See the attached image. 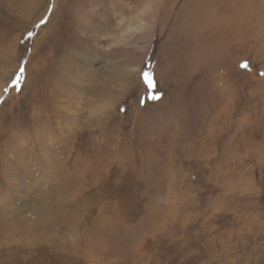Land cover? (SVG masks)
I'll return each instance as SVG.
<instances>
[{
  "label": "rangeland",
  "instance_id": "1",
  "mask_svg": "<svg viewBox=\"0 0 264 264\" xmlns=\"http://www.w3.org/2000/svg\"><path fill=\"white\" fill-rule=\"evenodd\" d=\"M37 1L0 0V264H264V0ZM203 3L250 10L182 36Z\"/></svg>",
  "mask_w": 264,
  "mask_h": 264
},
{
  "label": "bare ground",
  "instance_id": "2",
  "mask_svg": "<svg viewBox=\"0 0 264 264\" xmlns=\"http://www.w3.org/2000/svg\"><path fill=\"white\" fill-rule=\"evenodd\" d=\"M60 0H56V3H55V5L56 6H54V7H56L55 9H57V7H58V5H60V2H59ZM96 1V0H95ZM64 2V1H63ZM68 2V1H67ZM96 2H98V1H96ZM225 2L227 3V4H231L232 3V0H225ZM16 3V2H15ZM38 3H39V0L36 2V3H33V5H34V7H38ZM116 3V2H115ZM98 4H99V2H98ZM32 5V6H33ZM115 5V4H114ZM118 5V4H117ZM14 6V5H13ZM29 6V5H28ZM32 6H31V8H32ZM119 6V5H118ZM100 7V6H99ZM108 7H111V4H109L108 5ZM148 7L149 6H147V7H145L143 10H142V12L143 13H147V12H149L148 11ZM26 8V7H25ZM24 8V9H25ZM28 9V8H27ZM26 9V10H27ZM124 9V8H123ZM127 9V8H126ZM173 9H175V12H174V22H176V24L173 26L174 27V29H177V32L178 33H180L182 36L184 35V34H182L183 32H185V31H188V32H191V33H195V35L197 36V35H199L200 37L202 36V35H204V34H206V32H207V34H211V33H213V32H215V31H213V32H211V28L209 27V25L210 24H212L213 22H218V21H220V22H222V23H225V24H230V23H232V22H236L238 19H239V16H242V15H238L239 13H240V11H249L250 10V6L248 5V4H246L242 9H240V10H238L237 8H233V9H231L232 11L231 12H223V11H220V10H218V9H216V8H213L210 4H208V3H203V4H200V5H198L197 6V8L195 9V11L193 12V15H192V17L190 16V17H187L186 15H185V10H186V8L183 6V5H181V6H178V7H173ZM108 10V11H107ZM106 11V13L108 14H106V19H112L111 17H110V15H111V10L110 9H107ZM121 10V9H120ZM55 12V11H54ZM191 12V13H192ZM219 16H218V15ZM17 15V14H16ZM247 15V14H246ZM8 16V15H7ZM89 16V15H88ZM82 17V16H81ZM17 18V17H16ZM19 18V17H18ZM16 19V20H19V19ZM78 18V17H77ZM191 18V19H190ZM257 18H258V20H264V14L262 13V14H260V16L259 15H257ZM73 19V18H72ZM105 19V20H106ZM20 20H22V21H24V19H22V17H21V19ZM78 21H80V25L82 26V28H84V29H87V26H89L88 24H86V21L83 23V18H81L80 20L79 19H77ZM105 20H103V22L105 21ZM69 22V21H68ZM72 22V21H71ZM70 22V23H71ZM88 22V21H87ZM73 23V22H72ZM105 24V23H104ZM103 24V25H104ZM181 24H183V27L181 26ZM72 25V24H71ZM87 25V26H86ZM106 25V24H105ZM92 26V25H91ZM107 26H109V25H107ZM106 27V26H105ZM98 28H100V29H103V28H101V27H98ZM109 28V27H108ZM98 30V32H101V30ZM4 31V30H3ZM108 31V30H107ZM83 32V31H82ZM97 32V31H96ZM53 34V33H52ZM78 34V33H77ZM219 34V33H218ZM98 34H96L95 36H97ZM174 35V34H173ZM66 36V35H65ZM175 36V35H174ZM178 36V35H177ZM11 37H12V35H11ZM51 37V36H50ZM71 37V36H70ZM179 37V36H178ZM226 34H224V40L226 39ZM49 38V37H48ZM53 38H55V37H53ZM96 38V37H95ZM181 37H179V39H180ZM105 39V38H104ZM182 39V38H181ZM260 39H261V35H260ZM175 41H177L176 39H174ZM262 40V39H261ZM65 44V43H64ZM182 44V43H181ZM180 44V46H182ZM263 44V43H262ZM15 45H16V43L14 42V41H5V43H2L1 44V46H0V55L1 54H6V55H13V53H14V49H15ZM66 47V46H65ZM75 48L76 47H72V49L73 50H75ZM65 49V48H64ZM71 49V51L72 52H74L73 50ZM57 50V49H56ZM59 50V49H58ZM70 51V52H71ZM71 52V53H72ZM82 52V51H81ZM80 51H79V53H81ZM78 53V54H79ZM84 55H85V53L83 54V56H82V59H84ZM77 57V56H76ZM43 58V57H42ZM44 59V58H43ZM42 59V60H43ZM73 60V59H72ZM32 65H33V63H32ZM90 68V67H89ZM33 69V68H32ZM40 69H41V67H40ZM52 69V68H51ZM93 69V68H92ZM36 70V69H35ZM80 72V71H79ZM79 74V73H78ZM55 75V74H54ZM70 75V74H69ZM60 77V76H59ZM78 77V76H77ZM51 79H54V78H51ZM55 80V79H54ZM59 80V79H58ZM58 80H56L55 81V85H57V87L58 86H62L63 84V82H61V81H58ZM8 82V81H7ZM85 83V82H84ZM53 84V83H52ZM97 85H98V83H97ZM99 86H100V83H99ZM55 87V86H54ZM1 88V87H0ZM47 88V87H46ZM93 88L95 89V87L93 86ZM62 89V88H61ZM46 91H48V90H46ZM59 91V90H58ZM47 93V92H46ZM65 93V92H64ZM59 95V94H58ZM67 95V94H66ZM64 96V95H63ZM62 97V96H61ZM66 97H68V96H66ZM70 98V97H69ZM228 99V98H227ZM70 101H71V99H70ZM68 103V102H67ZM61 104V103H60ZM74 104V103H73ZM66 105V104H65ZM69 107H71V106H69ZM103 108V107H102ZM68 111H69V109H68ZM65 115V114H64ZM74 115V114H73ZM76 116V115H75ZM74 116V117H75ZM244 120V119H243ZM243 125H245V122L243 123ZM245 131V130H244ZM257 134L255 133V135H258L259 136V138H260V143L261 142H264V115H263V118H262V120H261V122L259 123V127H258V129H257ZM243 135L245 136V133H243ZM238 137L239 136H236L235 137V139L238 141ZM248 137V136H247ZM253 139V138H252ZM258 139V138H257ZM245 140V139H244ZM248 140V139H247ZM247 142V141H246ZM245 142V143H246ZM254 142V141H253ZM256 142H258V141H256ZM250 144V143H249ZM264 144V143H263ZM237 147V146H236ZM260 155V154H259Z\"/></svg>",
  "mask_w": 264,
  "mask_h": 264
},
{
  "label": "snow or ice",
  "instance_id": "3",
  "mask_svg": "<svg viewBox=\"0 0 264 264\" xmlns=\"http://www.w3.org/2000/svg\"><path fill=\"white\" fill-rule=\"evenodd\" d=\"M41 23H44V21L42 20ZM29 37L33 35V33L29 32L27 34ZM244 67H248L247 62L243 65ZM23 73H24V67L21 66L19 69V73L16 75V78L14 80L11 81L12 86L14 88L19 87L20 81L23 78ZM262 75H264V73H261ZM143 77L145 78V80L148 81L149 84H152V74L150 72H142ZM5 91H8V89H5ZM153 99H158V96H153Z\"/></svg>",
  "mask_w": 264,
  "mask_h": 264
}]
</instances>
